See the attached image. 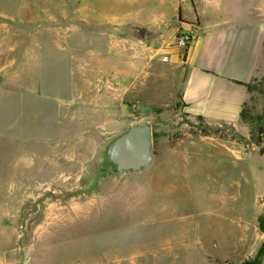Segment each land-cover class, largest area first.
<instances>
[{"label":"rangeland","instance_id":"rangeland-1","mask_svg":"<svg viewBox=\"0 0 264 264\" xmlns=\"http://www.w3.org/2000/svg\"><path fill=\"white\" fill-rule=\"evenodd\" d=\"M50 3L37 1L34 23L26 8L23 15L0 16L8 30L0 31V264H264V257L256 260L264 241L258 223L264 155L250 131L209 127L178 100L153 105L131 121L147 122L153 131V162L137 177L155 178L172 152H203L184 171L163 176L165 187L176 179L161 195L169 207L141 218L165 231L175 222L187 235H147L148 225L146 235H124L130 221L125 199L140 182L99 174L103 150L127 128L95 126L106 121L76 101L66 65L12 62L27 54L28 40L52 34L60 16ZM263 104L264 77L247 101L251 117ZM204 132L210 139L198 138ZM217 241L221 255L191 246L216 248Z\"/></svg>","mask_w":264,"mask_h":264},{"label":"crops","instance_id":"crops-1","mask_svg":"<svg viewBox=\"0 0 264 264\" xmlns=\"http://www.w3.org/2000/svg\"><path fill=\"white\" fill-rule=\"evenodd\" d=\"M26 1L0 0V16L23 15L26 8L34 23L38 0ZM49 1L51 13L59 12V23L51 24L50 36L28 40L27 54L13 56L12 62L66 65L65 78L76 81V101L106 121L96 127L128 128L136 122L132 118L153 105L178 100L191 117L202 118L209 127L249 133L241 112L249 87L264 77V0ZM4 30L7 27L0 26ZM179 31L194 35L185 54L174 47ZM201 154L172 152L151 180L137 177L140 173L120 175L140 182L125 199L130 221L124 235H146L148 224L141 218L162 210L163 204L169 207V202L161 205V195L176 187L173 178L163 186V176L184 171L190 159ZM180 226L174 222L172 230L165 231L158 222L148 225L147 235H187ZM219 242L216 248H198V242L191 246L202 255H214L212 250L218 249L221 255Z\"/></svg>","mask_w":264,"mask_h":264},{"label":"water","instance_id":"water-1","mask_svg":"<svg viewBox=\"0 0 264 264\" xmlns=\"http://www.w3.org/2000/svg\"><path fill=\"white\" fill-rule=\"evenodd\" d=\"M140 35V33H139ZM153 131L149 123H135L112 139L102 152L99 177L137 174L153 162Z\"/></svg>","mask_w":264,"mask_h":264},{"label":"trees","instance_id":"trees-1","mask_svg":"<svg viewBox=\"0 0 264 264\" xmlns=\"http://www.w3.org/2000/svg\"><path fill=\"white\" fill-rule=\"evenodd\" d=\"M253 85L249 87L251 92ZM202 119V118H199ZM203 120V119H202ZM241 120L246 125L250 126V134L252 136V140L254 141L256 147L259 148V154L264 155V104L262 108V112L260 115L256 117L250 115V112L247 107V103L244 105L243 110L241 112ZM204 135H208V133L204 132ZM237 140L240 143H244L246 139L243 136H237ZM259 227L261 232L264 234V213L259 217ZM264 257V241L257 253L256 260L257 262Z\"/></svg>","mask_w":264,"mask_h":264},{"label":"built area","instance_id":"built-area-1","mask_svg":"<svg viewBox=\"0 0 264 264\" xmlns=\"http://www.w3.org/2000/svg\"><path fill=\"white\" fill-rule=\"evenodd\" d=\"M194 39V35L191 32L179 31L174 41V47H176L181 53L185 54L190 48Z\"/></svg>","mask_w":264,"mask_h":264}]
</instances>
